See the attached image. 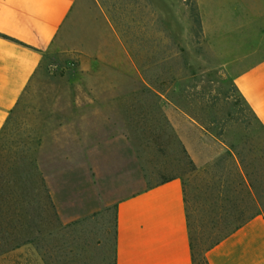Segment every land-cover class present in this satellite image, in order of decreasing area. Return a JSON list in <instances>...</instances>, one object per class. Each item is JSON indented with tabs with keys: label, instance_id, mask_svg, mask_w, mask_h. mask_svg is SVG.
Masks as SVG:
<instances>
[{
	"label": "rangeland",
	"instance_id": "374dc122",
	"mask_svg": "<svg viewBox=\"0 0 264 264\" xmlns=\"http://www.w3.org/2000/svg\"><path fill=\"white\" fill-rule=\"evenodd\" d=\"M191 1L82 0L67 25L64 49L42 54L0 130V222L8 212H22V192L34 196L44 233L36 264H113L114 210L104 206L98 174L88 176L81 164L88 123L96 132L92 155H98L101 138L112 144L116 136L133 146L140 186L181 178L197 264L207 239L235 209L236 193L226 192V184L237 181L230 157L224 158L228 146L244 149L249 171L259 163L254 177L264 181V125L235 90L229 64L237 56L196 28ZM162 96L201 127L197 162L166 119ZM40 150L50 158L44 170L55 173L63 211L76 217L68 223L52 219L58 228L51 234L45 233L52 225L37 165ZM260 200L264 215V189ZM7 241L0 235V245Z\"/></svg>",
	"mask_w": 264,
	"mask_h": 264
},
{
	"label": "crops",
	"instance_id": "0c3cea01",
	"mask_svg": "<svg viewBox=\"0 0 264 264\" xmlns=\"http://www.w3.org/2000/svg\"><path fill=\"white\" fill-rule=\"evenodd\" d=\"M81 1L0 0V34L12 38L0 36V130L38 70L42 54L64 49L67 25ZM195 1L204 37L213 46L237 56L229 64L233 82L256 120L264 125V0ZM225 39L229 41L221 46ZM160 98L166 105V119L197 162L200 155L195 142L201 127L168 98ZM95 133L88 123L83 133L86 137L81 164L88 176L98 174L107 198L104 206L114 210L115 264H193L181 178L175 175L140 186L138 154L133 146L116 142V136L112 144L101 138L98 155H92V143L97 141L91 140V135ZM45 155L40 150L37 165L48 199L58 220L74 221V215L63 211L52 180L55 173L44 170L50 159ZM205 256L209 264H264V215L252 217Z\"/></svg>",
	"mask_w": 264,
	"mask_h": 264
},
{
	"label": "trees",
	"instance_id": "16d2710c",
	"mask_svg": "<svg viewBox=\"0 0 264 264\" xmlns=\"http://www.w3.org/2000/svg\"><path fill=\"white\" fill-rule=\"evenodd\" d=\"M189 7L192 22L195 24L196 28L201 31V20L196 1L192 0ZM111 14L112 13L110 12V16L112 17L113 21L114 19ZM0 36L7 39H12L9 36L3 34H0ZM234 87L238 92L236 86ZM154 94L157 95L156 93ZM242 100L244 101L243 98ZM244 103L246 104L245 101ZM246 106L250 110L247 104ZM250 112L252 113L251 110ZM219 135L221 134L219 133L218 136ZM250 152L251 150H249V153ZM228 157H230L231 159L229 163L231 166L230 170L235 173L237 181H235L236 185L232 187H229L226 184V192L236 193V201L233 204L235 209L231 214H228L224 218L221 226L217 228L215 232H213L211 238L207 239V243L201 252L202 264H209L205 254L210 248H212L223 238L234 232L252 217L261 214L260 209L262 207L260 198L262 190L264 189V181L258 180L254 177V175L258 174L261 170L260 164L256 163L252 165V170L249 171V166L246 162L244 149H235L234 146H228L224 158ZM221 160H223V158H220V161ZM34 169L37 174H40L36 166H34ZM42 185L44 186V184ZM19 198L22 212L20 214H18L17 212H12V215L8 212L7 214H5V216H2V220L0 222V235L5 236L7 239H9V241L1 243L0 245V256L2 258L1 260H4L6 264H36L35 256L37 246L40 238L44 234L38 226L37 217L39 215L36 213L37 207H35V204L37 202L34 196L29 191L22 192ZM46 199V208L48 211L46 221L49 224L51 223L52 226L45 233L51 234L58 228L57 226L54 227L52 219L58 221V218L50 199H48L47 192ZM188 235L192 253V263L197 264L198 262L196 261V254L189 233V228ZM113 264H115L114 256Z\"/></svg>",
	"mask_w": 264,
	"mask_h": 264
}]
</instances>
